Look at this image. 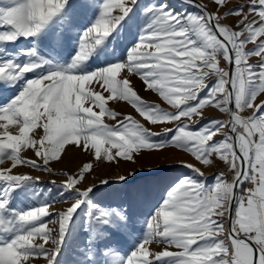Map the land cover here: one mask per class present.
<instances>
[{
  "label": "snow or ice",
  "instance_id": "snow-or-ice-1",
  "mask_svg": "<svg viewBox=\"0 0 264 264\" xmlns=\"http://www.w3.org/2000/svg\"><path fill=\"white\" fill-rule=\"evenodd\" d=\"M182 2L184 12L169 8L166 0L148 5L127 57L90 72L83 66L108 50L137 0H85L99 14L80 35L71 61L58 65L40 49L46 41L63 45L64 37L50 36L49 26L68 23L69 0H8L0 6V84L19 85L17 95L0 105V165L10 162L0 167V264H37L38 258L58 264L70 226L85 205L90 237L84 258L100 264L93 240L106 238V225L126 220L123 209L93 202L95 185L80 187L94 170L91 161L76 173H63L59 198L15 205L40 178L14 170L51 173L50 161H60L66 146L110 162L175 147L204 165L218 157L231 172L230 181L219 172L209 185L199 168L185 164L194 176L169 185L131 252L121 255L105 246L104 264H264V0L232 7V0H209L214 10L199 0ZM228 17L235 24L224 23ZM21 39L28 46L9 51L7 46ZM249 43L253 46L246 49ZM252 57L259 59L253 63ZM130 75L139 76L145 90L174 111L144 101ZM111 100L126 101L151 125L175 127L152 132L110 110ZM209 108L228 119L205 117ZM23 150H32L36 159L22 156ZM64 202H70L65 209L54 210L55 203ZM154 243L163 247L153 249Z\"/></svg>",
  "mask_w": 264,
  "mask_h": 264
},
{
  "label": "rangeland",
  "instance_id": "rangeland-1",
  "mask_svg": "<svg viewBox=\"0 0 264 264\" xmlns=\"http://www.w3.org/2000/svg\"><path fill=\"white\" fill-rule=\"evenodd\" d=\"M199 1L202 4H207L210 10H214V6L209 3V0ZM159 2H162V0H137V7L129 14L130 19H126L125 26L119 30V36L111 40L106 52L93 56L83 66L82 70L90 72L102 68L106 64L124 60L136 42V36L139 35L140 28L146 20L144 9L150 4ZM166 2L169 8L174 11L184 12L187 8L182 0H166ZM238 2L243 3L244 0H238ZM7 3L8 0H0V6ZM69 4L70 7L67 10L68 23L54 21L49 26L50 36L59 34L64 37L63 45L56 47L48 41L41 45V54L53 65L68 64L71 61L76 54L77 41L80 35L91 27L99 14L98 7H87L85 0H69ZM223 22L228 23L226 19ZM233 24L235 22L232 21L229 25ZM20 46L27 47L28 45L26 41L21 39L16 42V45H8L7 47L9 51L14 52L21 48ZM125 74L122 72L121 76ZM117 78L119 79V77ZM130 79L134 90L144 101L158 104L166 111H174L158 94L151 90L146 91L139 76L130 75ZM18 91L19 85L9 87L0 84V105L7 104L17 95ZM106 106L110 110L119 112L121 116H131L155 133L162 132L165 127H175V124H149L135 108L123 100L108 101ZM211 110L214 111L215 108ZM216 115L214 113L211 116ZM105 122L108 124L113 123L107 117ZM36 131L40 132L41 130ZM21 155L36 159L32 150H23ZM62 157L60 161H50L48 167L52 169L51 173L23 166L14 170V172H22L40 178L39 183L27 188L26 196L21 195L16 199L15 205L26 208L38 201L51 200L53 197L59 198L58 193L61 190L59 185L66 179L63 173H76L83 164L91 161L94 170L91 171L80 187L86 188L95 185L96 187L91 194L93 202L104 208L123 209L126 216V220L121 221L119 225H106L104 227L106 238L93 240L95 249L101 252L97 256L100 264H104L105 257L102 253L105 246L116 249L121 255L131 252L146 230L145 221L154 214L155 208L162 202L169 185L179 177L194 176V174L190 175L187 172L188 167L184 166L187 164L185 152L175 147H166L151 152L143 151L142 154H137L134 161L116 159L110 162L107 160L94 161L92 156L80 151L78 148L66 146V154H62ZM8 166H10L9 161H5L3 165H0V167ZM120 176H125L127 179L121 181ZM101 180H106L108 183L101 184ZM49 181H55L56 184L53 185ZM68 203L70 202L55 203L53 208L60 211L65 209ZM87 211V205L78 210L58 256V264H87L84 258L90 237ZM49 227H52V225H49ZM226 227H228L227 224ZM47 246H51L50 243ZM151 247L158 250L163 246L154 243ZM37 264H45V261L43 258H38Z\"/></svg>",
  "mask_w": 264,
  "mask_h": 264
},
{
  "label": "crops",
  "instance_id": "crops-1",
  "mask_svg": "<svg viewBox=\"0 0 264 264\" xmlns=\"http://www.w3.org/2000/svg\"><path fill=\"white\" fill-rule=\"evenodd\" d=\"M233 3H239V2H238V0H232V3L229 4V7H232ZM226 21L228 22L227 24H231L232 21L236 22L235 18H233V17L226 18ZM252 46L253 45L251 43H249L248 45H246V49L251 48ZM218 59L221 60L222 66H226V62H224L221 57H218ZM258 59L259 58H257V57H252V58H250V61L255 63L256 60H258ZM211 109H214V108H209V109H206L204 111L205 117H213V118H219L222 120H224V119L227 120L228 116L226 114L220 113L218 109H215L214 111H212ZM213 112L216 113L217 115L211 116L212 114H214ZM247 114H248L247 112L244 113V115H247ZM199 119L200 118L197 117V120H199ZM221 138L222 137L219 135L217 137H215V139H217V140H219ZM185 155L187 156V159H185L187 164L194 165L195 167L199 168L204 173V177L206 178V179H204L205 183H207L209 185L213 184L215 182V174H217L219 172H224L226 178L229 179V181H230L231 172L228 170L227 165H225L224 162L220 161L218 157H211L210 159H212L213 162L211 164L204 165V164H201L200 162L196 161V159L190 153L185 152ZM187 172H189L190 175L194 174L192 169H190V168H188ZM245 187H255V186L254 185H246Z\"/></svg>",
  "mask_w": 264,
  "mask_h": 264
},
{
  "label": "bare ground",
  "instance_id": "bare-ground-1",
  "mask_svg": "<svg viewBox=\"0 0 264 264\" xmlns=\"http://www.w3.org/2000/svg\"><path fill=\"white\" fill-rule=\"evenodd\" d=\"M16 45V44H15ZM21 47V46H20ZM5 86V85H4ZM2 87V86H1ZM6 89V88H5Z\"/></svg>",
  "mask_w": 264,
  "mask_h": 264
},
{
  "label": "water",
  "instance_id": "water-1",
  "mask_svg": "<svg viewBox=\"0 0 264 264\" xmlns=\"http://www.w3.org/2000/svg\"><path fill=\"white\" fill-rule=\"evenodd\" d=\"M199 3H201L200 1H199ZM202 4V3H201Z\"/></svg>",
  "mask_w": 264,
  "mask_h": 264
}]
</instances>
